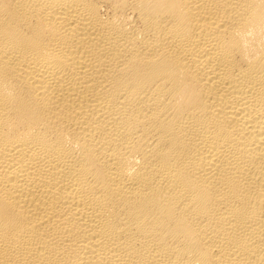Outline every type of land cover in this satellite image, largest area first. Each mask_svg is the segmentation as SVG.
<instances>
[{"label":"bare ground","instance_id":"obj_1","mask_svg":"<svg viewBox=\"0 0 264 264\" xmlns=\"http://www.w3.org/2000/svg\"><path fill=\"white\" fill-rule=\"evenodd\" d=\"M0 264H264V0H0Z\"/></svg>","mask_w":264,"mask_h":264}]
</instances>
